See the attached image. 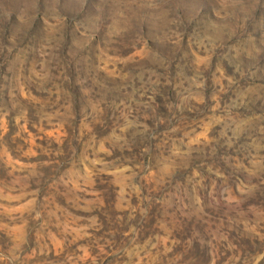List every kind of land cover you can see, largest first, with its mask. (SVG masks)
Masks as SVG:
<instances>
[{
	"label": "rangeland",
	"instance_id": "1",
	"mask_svg": "<svg viewBox=\"0 0 264 264\" xmlns=\"http://www.w3.org/2000/svg\"><path fill=\"white\" fill-rule=\"evenodd\" d=\"M0 264H264V0H0Z\"/></svg>",
	"mask_w": 264,
	"mask_h": 264
}]
</instances>
